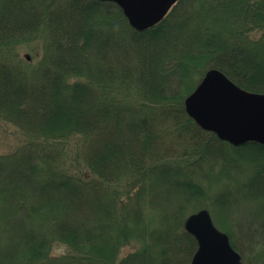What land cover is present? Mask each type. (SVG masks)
I'll use <instances>...</instances> for the list:
<instances>
[{
	"label": "trees",
	"instance_id": "16d2710c",
	"mask_svg": "<svg viewBox=\"0 0 264 264\" xmlns=\"http://www.w3.org/2000/svg\"><path fill=\"white\" fill-rule=\"evenodd\" d=\"M35 38L41 57L19 58ZM209 68L264 93V0H178L144 31L113 1L0 0V123L22 134L0 153V264H191L185 219L208 207L217 164L247 157L245 186H264V144L234 146L186 111ZM256 203L251 242L224 230L264 264V191Z\"/></svg>",
	"mask_w": 264,
	"mask_h": 264
},
{
	"label": "water",
	"instance_id": "95a60500",
	"mask_svg": "<svg viewBox=\"0 0 264 264\" xmlns=\"http://www.w3.org/2000/svg\"><path fill=\"white\" fill-rule=\"evenodd\" d=\"M105 1V0H104ZM120 5L131 25L143 31L158 24L177 0H110ZM188 114L205 130L234 145L264 144V93L247 90L223 71L209 69L185 98ZM198 241L191 264H251L233 246L227 232L201 208L185 220Z\"/></svg>",
	"mask_w": 264,
	"mask_h": 264
},
{
	"label": "rangeland",
	"instance_id": "374dc122",
	"mask_svg": "<svg viewBox=\"0 0 264 264\" xmlns=\"http://www.w3.org/2000/svg\"><path fill=\"white\" fill-rule=\"evenodd\" d=\"M38 40V38H35L28 41H23L24 43L22 42L19 44L21 47H19L18 50H15V53L19 55V58L36 62L42 54V50L39 52H35L33 50V48L42 47L41 42ZM124 92L129 96H137L134 87L131 86L129 88H125ZM21 137V132L12 124L5 122L0 123V153L9 152L12 150L19 143ZM228 158L229 161H226L227 165H225V167L224 164L219 162L215 167L216 171L211 172L208 175L209 177L204 178L203 183L207 191L205 196L201 198V201H198L196 204H208L207 208L210 210L215 224L220 229L224 230L226 226L231 227L230 223H232L235 228L242 231L241 235L249 240L251 234L253 233V229H255L257 226L255 221H253L254 219H252L253 214L248 213L247 210L257 206V196L259 193L264 191V186L255 191L250 190L245 186L248 182V177L255 173V163L248 162L247 157H241V155L235 154L234 152L232 155L228 156ZM263 177L264 175L260 173L259 178ZM231 188L233 189L232 193L228 192L226 195L227 190ZM256 191H258V193ZM250 194L255 197H252ZM221 196L228 197V199L231 198V203L234 201L232 207L228 205L226 208H223L219 204L216 205L213 202L217 201L216 199H218V197L220 202V198H222ZM223 201L224 200H222V202ZM203 207L205 206L197 205L194 207V209L192 208L188 214ZM251 244L252 245L249 247V251L247 252L249 257L256 255L261 246L254 243ZM62 250L63 248L61 246L57 248L55 252L60 253ZM246 260L248 261V259Z\"/></svg>",
	"mask_w": 264,
	"mask_h": 264
},
{
	"label": "clouds",
	"instance_id": "9594fccd",
	"mask_svg": "<svg viewBox=\"0 0 264 264\" xmlns=\"http://www.w3.org/2000/svg\"><path fill=\"white\" fill-rule=\"evenodd\" d=\"M65 247H66V245H65Z\"/></svg>",
	"mask_w": 264,
	"mask_h": 264
}]
</instances>
